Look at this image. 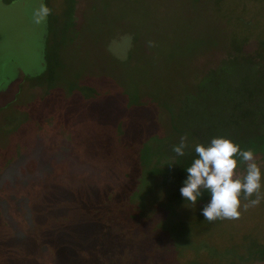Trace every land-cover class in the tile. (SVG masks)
Segmentation results:
<instances>
[{
  "label": "rangeland",
  "instance_id": "1",
  "mask_svg": "<svg viewBox=\"0 0 264 264\" xmlns=\"http://www.w3.org/2000/svg\"><path fill=\"white\" fill-rule=\"evenodd\" d=\"M73 22L53 83L26 80L0 110V264H261L244 257L264 243V188L238 219L205 220L209 194L185 202L166 149L196 130L173 129L182 94L232 42L249 57L264 40V0H74Z\"/></svg>",
  "mask_w": 264,
  "mask_h": 264
},
{
  "label": "trees",
  "instance_id": "2",
  "mask_svg": "<svg viewBox=\"0 0 264 264\" xmlns=\"http://www.w3.org/2000/svg\"><path fill=\"white\" fill-rule=\"evenodd\" d=\"M4 1L10 2L11 0ZM221 1L223 0H214L217 8ZM66 2L64 19L62 14L59 18L56 14H53L52 9L49 7V0H45L47 6L51 9V14L48 16L50 34L45 45L46 68L41 74L29 77L30 81H42L43 79L52 84L57 69L61 67L59 51L61 46L68 41L70 31L74 25V0H66ZM55 22L59 26H56ZM248 40L249 38H245L243 43L238 44L232 42V49L235 53L233 59L204 75L198 83L199 92L196 95L192 91L183 93V99H186L182 101L184 107L179 110V114H171V118L173 129L176 131L183 130H179L181 124L184 128L196 129L185 131L191 143L194 138H196L197 144L207 143L214 137L223 136L240 144L242 149H251L255 154H261L264 158V40H259L253 56L245 57L243 44ZM211 92H219L223 96L219 103L215 104L214 114L208 109L207 119L209 120V116L212 114L213 120L203 119L204 124L201 122L200 125H195L196 109L201 106L208 108ZM202 94L208 99L202 100ZM179 142L178 140L172 142L170 139V147L166 151H172L173 146ZM164 153L166 156V152ZM173 154L176 158L175 170L177 172L175 173L177 179L173 175H168L169 178H167L169 180L174 178L175 181L177 180L178 183L182 184L187 175L185 169L191 165L196 156L194 146L187 149L183 157L176 156L174 152ZM239 166L242 165L238 162ZM27 168L32 172V165ZM154 172L166 174L168 171L165 168L163 171ZM206 195H208L207 192L201 198ZM245 250L247 255L244 258L247 260L257 258L261 261V264H264V243L253 240L250 245L246 246Z\"/></svg>",
  "mask_w": 264,
  "mask_h": 264
},
{
  "label": "clouds",
  "instance_id": "3",
  "mask_svg": "<svg viewBox=\"0 0 264 264\" xmlns=\"http://www.w3.org/2000/svg\"><path fill=\"white\" fill-rule=\"evenodd\" d=\"M51 9L41 0L33 11V20L44 25ZM193 145L187 136L173 146L172 151L183 157ZM196 154L191 165L185 169L187 175L180 188L185 202L196 204L203 194L210 196L201 210L205 220L238 219L241 215V199L248 201L243 209L258 205L261 201V189L264 188V172L256 161L251 149H242L240 144L220 136L207 143L194 145ZM240 165H246V174L240 178L236 172ZM255 196V199H250Z\"/></svg>",
  "mask_w": 264,
  "mask_h": 264
},
{
  "label": "water",
  "instance_id": "4",
  "mask_svg": "<svg viewBox=\"0 0 264 264\" xmlns=\"http://www.w3.org/2000/svg\"><path fill=\"white\" fill-rule=\"evenodd\" d=\"M41 0H0V110L16 101L27 77L46 68L44 25L33 20ZM45 3V0H43Z\"/></svg>",
  "mask_w": 264,
  "mask_h": 264
},
{
  "label": "flooded vegetation",
  "instance_id": "5",
  "mask_svg": "<svg viewBox=\"0 0 264 264\" xmlns=\"http://www.w3.org/2000/svg\"><path fill=\"white\" fill-rule=\"evenodd\" d=\"M55 25H57V23H56V22H55ZM47 32H48V33H47V37H48V36H49V34H50V33H49V30H48V24H47ZM47 37H46V40H47ZM26 80H29V77H27V78L25 79V81H26ZM25 81H24V82H23V84L21 85V90H20V92L22 91V87H23V85H24ZM8 106H9V105H8Z\"/></svg>",
  "mask_w": 264,
  "mask_h": 264
}]
</instances>
